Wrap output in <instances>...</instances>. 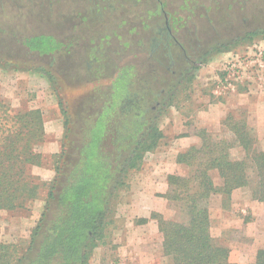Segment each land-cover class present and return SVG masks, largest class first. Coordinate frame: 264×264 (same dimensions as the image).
Returning a JSON list of instances; mask_svg holds the SVG:
<instances>
[{
	"label": "rangeland",
	"instance_id": "obj_1",
	"mask_svg": "<svg viewBox=\"0 0 264 264\" xmlns=\"http://www.w3.org/2000/svg\"><path fill=\"white\" fill-rule=\"evenodd\" d=\"M156 5L155 0H0V97L12 107L38 108L42 113L44 138L35 150L44 163L31 166L32 175L49 182L55 174L52 155L63 147L68 161L77 159L92 134L89 156L95 149V134L104 127L102 113L96 122L95 114L116 95L117 82L128 84L119 106L138 93L143 97L144 120L153 116L162 132L140 168L127 172L109 214L112 221L90 264L167 263L157 222L150 214L173 215L159 194L166 190L168 173H184L175 157L198 142L196 129L220 134L226 114H240L264 150V64L260 63L264 38L255 36L212 52L183 73L191 60L211 47L264 25V0H159L158 9ZM40 34L53 36L61 46L39 52L24 44L26 38ZM33 46L48 48L38 42ZM232 63L239 64L241 76L225 82V69ZM36 68L49 71L54 82ZM169 90L174 94L165 104ZM152 94L161 101L155 109ZM60 102L69 116L67 126ZM214 179L219 182L217 176ZM45 194L41 189L24 209H0V241L26 242L43 210ZM211 207L210 231L229 247V262H251L255 251L264 247L261 203L244 188L229 204L222 203V211ZM142 217L148 221L139 223Z\"/></svg>",
	"mask_w": 264,
	"mask_h": 264
},
{
	"label": "trees",
	"instance_id": "obj_2",
	"mask_svg": "<svg viewBox=\"0 0 264 264\" xmlns=\"http://www.w3.org/2000/svg\"><path fill=\"white\" fill-rule=\"evenodd\" d=\"M155 1L158 9L159 0ZM255 36L264 38V25L211 47L200 61ZM34 42L48 48L33 46ZM24 44L39 52H52L61 46L45 34L26 38ZM36 70L54 82L49 71ZM117 83L116 95L95 114V122L101 113L104 120L102 131L95 134V149L87 155L88 146L94 142L92 134L75 160L68 161L62 147L52 155L55 174L49 182L30 171L31 166L44 163L42 154L35 150L44 138L41 111L12 107L0 97V209H24L38 198L41 189L46 190L43 210L26 242L0 241V264H90L94 248L104 240L112 221L109 214L126 184L127 172L139 169L144 154L154 150L162 138L155 118L144 120L145 109L135 97L138 93L127 105L119 106L128 84ZM173 94L171 90L165 104ZM151 97L157 98L155 94ZM105 106L110 108L102 112ZM60 110L67 126L69 116L62 102ZM221 126L220 134L204 127L196 129L198 142L176 154L175 161L184 173H168L166 190L159 194L173 215L150 214L161 234L166 264H231L229 247L210 231L209 201L215 194L221 196L223 204H229L233 190L247 188L251 198L261 203L264 216V150L258 147L256 133L240 114H226ZM214 176L219 178L218 183ZM147 221L138 219L139 223ZM247 264H264V247L258 248Z\"/></svg>",
	"mask_w": 264,
	"mask_h": 264
},
{
	"label": "built area",
	"instance_id": "obj_3",
	"mask_svg": "<svg viewBox=\"0 0 264 264\" xmlns=\"http://www.w3.org/2000/svg\"><path fill=\"white\" fill-rule=\"evenodd\" d=\"M261 64H264V61H262V59L260 60ZM226 71V78L225 82H228V78H232L235 77V79H239L241 74H240V68H239V64L238 63H232V64H228V66L225 69Z\"/></svg>",
	"mask_w": 264,
	"mask_h": 264
},
{
	"label": "crops",
	"instance_id": "obj_4",
	"mask_svg": "<svg viewBox=\"0 0 264 264\" xmlns=\"http://www.w3.org/2000/svg\"><path fill=\"white\" fill-rule=\"evenodd\" d=\"M240 188L233 190L232 194H231V199L230 202L233 200V197L235 195V192L238 191ZM215 201V202H214ZM216 201H218L219 205L217 206ZM254 201V200H253ZM257 201V200H256ZM214 202V203H213ZM258 202V201H257ZM213 203V204H212ZM260 203V202H259ZM216 204V205H215ZM211 205H213V207L215 206V209H219V211H222L224 207H222V203H221V196L219 194H215L213 196H211L210 201H209V211L212 209ZM262 213V212H261ZM262 238H264V236L262 235Z\"/></svg>",
	"mask_w": 264,
	"mask_h": 264
},
{
	"label": "flooded vegetation",
	"instance_id": "obj_5",
	"mask_svg": "<svg viewBox=\"0 0 264 264\" xmlns=\"http://www.w3.org/2000/svg\"><path fill=\"white\" fill-rule=\"evenodd\" d=\"M200 57H201V56H199V58H198L197 60H191L190 65H189L187 68L184 69L183 73L188 74V73L190 72V69H191V68L193 69V67H194L196 64H198V63L200 62ZM164 70H165V69H164ZM138 95H139V94H138ZM135 97H137V94L135 95ZM137 99H138L139 101H141V100H143V97H140V98L137 97ZM155 101H156L155 106H152V107H151L152 109H155V108H158V106H161V101H158L157 98H156Z\"/></svg>",
	"mask_w": 264,
	"mask_h": 264
}]
</instances>
